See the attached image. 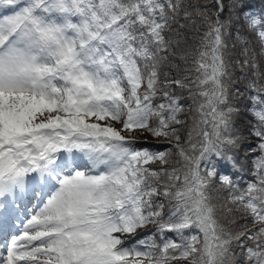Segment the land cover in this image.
<instances>
[{
	"label": "snow or ice",
	"instance_id": "6c2138e0",
	"mask_svg": "<svg viewBox=\"0 0 264 264\" xmlns=\"http://www.w3.org/2000/svg\"><path fill=\"white\" fill-rule=\"evenodd\" d=\"M241 22L264 54L250 0H0V264H264V74L246 40L255 179L212 159L235 166L224 37Z\"/></svg>",
	"mask_w": 264,
	"mask_h": 264
},
{
	"label": "trees",
	"instance_id": "16d2710c",
	"mask_svg": "<svg viewBox=\"0 0 264 264\" xmlns=\"http://www.w3.org/2000/svg\"><path fill=\"white\" fill-rule=\"evenodd\" d=\"M201 3L209 2V0H200ZM251 4L255 6L256 10L264 7L260 3V0H250ZM225 4L229 3V0H224ZM227 16V12H225ZM226 50L225 59L229 64V72L231 73V82L228 84V103L235 110L232 117L233 127L231 134L237 138V144L234 147H230L228 155L234 158L235 166L232 162L213 157V161L216 163V167L220 173L231 174L233 181H235L240 187H245L247 182L255 179V163L261 156V151L258 148L260 139L253 133V126L257 125V120L254 117L251 109L253 107L252 97L256 95V92L249 88V81L252 79V72L247 68H241L240 64H237V60L243 61L241 56L242 48L245 46L243 41H248V47L255 52L256 62L259 68V72L264 74V54L261 52V46L257 42L256 38L249 34L244 28L243 23H233L228 29L224 37ZM259 83L264 85V79H260ZM172 91L176 92L182 98V103L185 111L180 114V119L185 120L187 123H191V114L188 111L191 100L188 99L187 90H181L173 88ZM155 102H161L159 96L155 98ZM236 132L241 133L243 138L237 136ZM136 147L138 148H150L153 151H164L169 147V144L161 138L157 141L156 138L146 135L138 134L136 136ZM155 167V165H153ZM219 184V178L217 176V188ZM223 196V193H219ZM215 195V193H214ZM250 221V220H249ZM240 224L244 221H239ZM251 224V221H250ZM156 225L149 224L145 229H140V232H148L154 235L157 242H161L160 234L155 231ZM237 230H240L237 226ZM166 236L172 237L173 233H165Z\"/></svg>",
	"mask_w": 264,
	"mask_h": 264
},
{
	"label": "rangeland",
	"instance_id": "374dc122",
	"mask_svg": "<svg viewBox=\"0 0 264 264\" xmlns=\"http://www.w3.org/2000/svg\"><path fill=\"white\" fill-rule=\"evenodd\" d=\"M227 1H228V0H227ZM226 5H227V4H226ZM236 134H237V136H239L240 138H243V136L241 135V133L236 132ZM35 203H37V201H33L32 203L27 204V207L31 208L32 205L35 204ZM241 221H243V220L241 219ZM248 224H249V226H251L250 221H248Z\"/></svg>",
	"mask_w": 264,
	"mask_h": 264
}]
</instances>
